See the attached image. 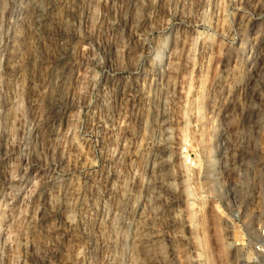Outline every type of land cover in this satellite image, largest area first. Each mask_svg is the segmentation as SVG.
<instances>
[{"label":"rangeland","instance_id":"1","mask_svg":"<svg viewBox=\"0 0 264 264\" xmlns=\"http://www.w3.org/2000/svg\"><path fill=\"white\" fill-rule=\"evenodd\" d=\"M0 264H264V0H0Z\"/></svg>","mask_w":264,"mask_h":264}]
</instances>
